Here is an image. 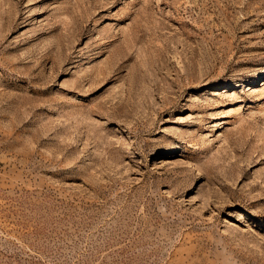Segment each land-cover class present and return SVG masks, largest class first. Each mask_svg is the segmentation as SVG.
I'll list each match as a JSON object with an SVG mask.
<instances>
[{"label":"rangeland","instance_id":"rangeland-1","mask_svg":"<svg viewBox=\"0 0 264 264\" xmlns=\"http://www.w3.org/2000/svg\"><path fill=\"white\" fill-rule=\"evenodd\" d=\"M0 264H264V0H0Z\"/></svg>","mask_w":264,"mask_h":264}]
</instances>
